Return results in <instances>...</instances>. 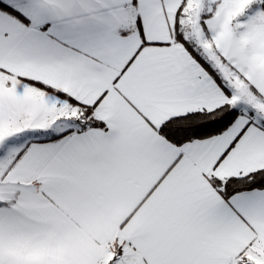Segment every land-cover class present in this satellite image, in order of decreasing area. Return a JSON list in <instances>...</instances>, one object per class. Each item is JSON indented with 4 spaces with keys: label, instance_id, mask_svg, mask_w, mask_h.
Here are the masks:
<instances>
[{
    "label": "snow or ice",
    "instance_id": "1",
    "mask_svg": "<svg viewBox=\"0 0 264 264\" xmlns=\"http://www.w3.org/2000/svg\"><path fill=\"white\" fill-rule=\"evenodd\" d=\"M0 264H264V0H0Z\"/></svg>",
    "mask_w": 264,
    "mask_h": 264
}]
</instances>
